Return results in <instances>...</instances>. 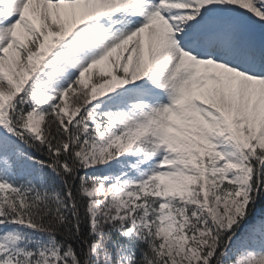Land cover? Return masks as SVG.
Segmentation results:
<instances>
[{
  "label": "snow or ice",
  "instance_id": "snow-or-ice-1",
  "mask_svg": "<svg viewBox=\"0 0 264 264\" xmlns=\"http://www.w3.org/2000/svg\"><path fill=\"white\" fill-rule=\"evenodd\" d=\"M0 264H264V0H0Z\"/></svg>",
  "mask_w": 264,
  "mask_h": 264
}]
</instances>
